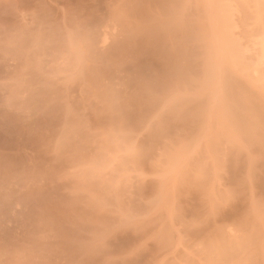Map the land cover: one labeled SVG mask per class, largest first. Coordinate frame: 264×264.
Here are the masks:
<instances>
[{"label":"rangeland","instance_id":"obj_1","mask_svg":"<svg viewBox=\"0 0 264 264\" xmlns=\"http://www.w3.org/2000/svg\"><path fill=\"white\" fill-rule=\"evenodd\" d=\"M0 264H264V0H0Z\"/></svg>","mask_w":264,"mask_h":264}]
</instances>
